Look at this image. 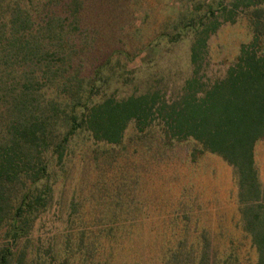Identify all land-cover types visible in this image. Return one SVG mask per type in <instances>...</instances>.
<instances>
[{
  "label": "trees",
  "instance_id": "obj_1",
  "mask_svg": "<svg viewBox=\"0 0 264 264\" xmlns=\"http://www.w3.org/2000/svg\"><path fill=\"white\" fill-rule=\"evenodd\" d=\"M96 6L92 0H0V264H243L233 241L221 250L216 237L198 224L190 230L178 215L158 221L171 235L161 233L160 250L145 256L135 245L146 204L132 198L138 180L127 169L112 178L104 215L89 223L79 202L72 200L65 214L55 206L68 164H101L90 160L91 147L82 153L89 162L81 153L73 158L78 137L87 135L108 148L102 154L119 158L130 125L142 135L160 127V147L192 141L233 169L242 228L255 264H264V183L256 156L264 141V0H191L174 32L160 33L157 39L170 43L193 35L192 76L175 97L158 89L122 98L98 93L104 77L112 78L115 60H131L151 44L133 53L119 34L118 48H108L104 60L97 37L85 35ZM244 16L251 43L223 78L205 80L209 40ZM88 54L98 62L92 77L86 75ZM137 137L142 143L148 136Z\"/></svg>",
  "mask_w": 264,
  "mask_h": 264
},
{
  "label": "rangeland",
  "instance_id": "obj_2",
  "mask_svg": "<svg viewBox=\"0 0 264 264\" xmlns=\"http://www.w3.org/2000/svg\"><path fill=\"white\" fill-rule=\"evenodd\" d=\"M190 1L92 0V4L98 5L87 15L85 35L97 37L98 55L102 57L106 51L104 60L109 55L108 48H118L119 34L128 40V45H133V53L151 44L131 60L127 57L120 58L118 63L115 60L109 67L112 78L104 77L98 93L122 98L158 89L168 97H175L192 76L190 49L193 35L189 32L182 40L173 43L163 39L160 42L157 38L163 30L174 32L175 19L184 13ZM252 39L253 33L245 16L234 25H223L209 40V53L203 65L205 80L223 78L229 67L237 62L242 46L250 44ZM86 58V75L90 76L98 62L94 55L88 54ZM84 136L87 135H80L76 140L73 158L91 147L96 151L90 154V160L99 158L101 164L88 166L89 159L83 154L89 162L85 168H77L76 163L68 164L66 186L54 199L55 206L62 208V214L74 200L81 204L80 211L86 223L104 215L105 198L114 193L112 178L127 169L126 172L138 180L133 185L132 198L146 204L139 214L145 222L135 245L143 254L146 253L145 256L160 250L155 243L161 233L171 235L167 232L171 227H165L163 221H158L178 215L187 218L186 227L190 230L198 224V230H205L216 237L221 250L232 247L230 242L233 241L243 264H255L256 254L241 224L234 171L223 159L203 152L192 141L167 142L160 147L159 138L164 136L160 127H153L142 135L130 125L125 133V155L117 153L119 158L114 152L109 157L102 154V150L108 148L93 144ZM137 136L148 137L141 143ZM256 156L264 183V141L257 145ZM122 165L125 168L120 169ZM129 183L131 185V180ZM3 244L0 234V248Z\"/></svg>",
  "mask_w": 264,
  "mask_h": 264
}]
</instances>
